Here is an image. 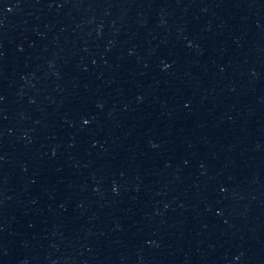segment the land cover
Segmentation results:
<instances>
[{
	"label": "water",
	"instance_id": "water-1",
	"mask_svg": "<svg viewBox=\"0 0 264 264\" xmlns=\"http://www.w3.org/2000/svg\"><path fill=\"white\" fill-rule=\"evenodd\" d=\"M0 264H264V0H0Z\"/></svg>",
	"mask_w": 264,
	"mask_h": 264
}]
</instances>
